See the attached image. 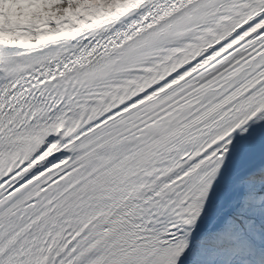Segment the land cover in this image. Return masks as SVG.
<instances>
[{"label":"snow or ice","instance_id":"obj_1","mask_svg":"<svg viewBox=\"0 0 264 264\" xmlns=\"http://www.w3.org/2000/svg\"><path fill=\"white\" fill-rule=\"evenodd\" d=\"M0 264H264V0H0Z\"/></svg>","mask_w":264,"mask_h":264}]
</instances>
